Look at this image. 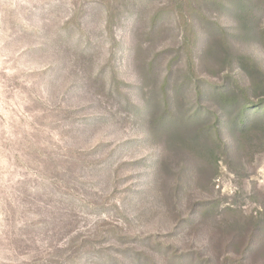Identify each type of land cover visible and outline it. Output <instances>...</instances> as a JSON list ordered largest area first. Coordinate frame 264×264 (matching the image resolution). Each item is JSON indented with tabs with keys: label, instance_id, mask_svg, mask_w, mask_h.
Wrapping results in <instances>:
<instances>
[{
	"label": "rangeland",
	"instance_id": "obj_1",
	"mask_svg": "<svg viewBox=\"0 0 264 264\" xmlns=\"http://www.w3.org/2000/svg\"><path fill=\"white\" fill-rule=\"evenodd\" d=\"M249 73L264 0H0V264H264Z\"/></svg>",
	"mask_w": 264,
	"mask_h": 264
},
{
	"label": "trees",
	"instance_id": "obj_2",
	"mask_svg": "<svg viewBox=\"0 0 264 264\" xmlns=\"http://www.w3.org/2000/svg\"><path fill=\"white\" fill-rule=\"evenodd\" d=\"M249 67L251 69L254 70V73H256V71H258V69L249 64ZM260 71H258L257 73H259ZM249 76L252 78V84L249 86V88L247 90L242 89L241 92L243 94V101L244 104V108L249 106H253V107H258L257 105H255L254 103H250L249 102V96H248V92H252L253 97H255L256 99L259 98V100L261 101L260 104H262V108L263 109H259V111H264V75L260 76L259 79H256V82L254 81V77H252V75L249 73ZM247 103V104H245ZM243 116V115H242ZM242 116L239 115V117L234 121V127H235V132L236 134L239 135H244L246 133H248V131L251 129V127H254V125H249L246 124L243 120H242ZM261 120L263 121V118H261ZM260 121V120H259ZM264 122V121H263ZM229 125V124H228ZM255 128V127H254ZM202 156L205 155L206 157H213L215 154L213 153L212 149H207V150H201ZM215 164L217 163V161L214 162Z\"/></svg>",
	"mask_w": 264,
	"mask_h": 264
}]
</instances>
